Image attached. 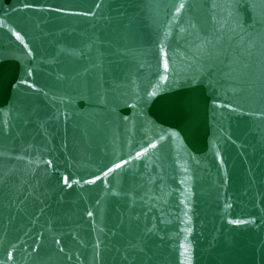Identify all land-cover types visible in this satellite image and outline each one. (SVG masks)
I'll return each mask as SVG.
<instances>
[{"label": "water", "instance_id": "obj_1", "mask_svg": "<svg viewBox=\"0 0 264 264\" xmlns=\"http://www.w3.org/2000/svg\"><path fill=\"white\" fill-rule=\"evenodd\" d=\"M0 264H264V0H0Z\"/></svg>", "mask_w": 264, "mask_h": 264}]
</instances>
